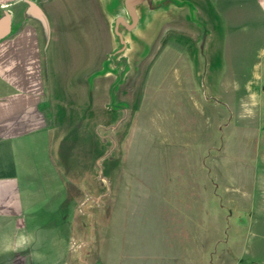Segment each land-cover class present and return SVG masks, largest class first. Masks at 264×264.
Masks as SVG:
<instances>
[{
  "label": "rangeland",
  "instance_id": "374dc122",
  "mask_svg": "<svg viewBox=\"0 0 264 264\" xmlns=\"http://www.w3.org/2000/svg\"><path fill=\"white\" fill-rule=\"evenodd\" d=\"M181 1L191 8L174 9L148 52L131 58L113 106L99 0H88V26L69 19L56 33V157L82 212L69 264H264V213L250 224L237 205L244 179L233 175L244 136L259 127L256 117L236 125L230 93L247 83L235 69L248 76L263 48L234 0ZM31 253L25 264L51 259Z\"/></svg>",
  "mask_w": 264,
  "mask_h": 264
},
{
  "label": "crops",
  "instance_id": "0c3cea01",
  "mask_svg": "<svg viewBox=\"0 0 264 264\" xmlns=\"http://www.w3.org/2000/svg\"><path fill=\"white\" fill-rule=\"evenodd\" d=\"M234 4L253 22L250 31L263 48L248 76L235 69L233 80L247 83L230 92L236 125L244 128V121L256 117L259 127L255 135L244 136V151L235 155L233 167L236 180L244 179L237 205L246 210L252 224L263 215L259 211L264 213V0H234ZM87 5L88 0H0V262L4 264H25L35 250L37 256L51 258L46 264H65L66 256L69 264L74 255L75 218H81V205L71 195L77 183L66 176L56 157L61 152L50 105L58 98L56 33L62 24L69 27V19L71 28L83 22L82 17L88 26ZM219 7L226 18L224 7ZM223 163L219 167L228 174L225 158Z\"/></svg>",
  "mask_w": 264,
  "mask_h": 264
},
{
  "label": "water",
  "instance_id": "95a60500",
  "mask_svg": "<svg viewBox=\"0 0 264 264\" xmlns=\"http://www.w3.org/2000/svg\"><path fill=\"white\" fill-rule=\"evenodd\" d=\"M114 6L122 14L116 16L110 26L113 50L103 64L101 75L115 74L117 80L111 89L112 106L115 103L116 90L123 82L130 66L131 58H141L149 50L162 23L174 9L191 8V4L181 0H113ZM151 16L161 17L145 38L141 39L138 52H133V43L137 32L147 24Z\"/></svg>",
  "mask_w": 264,
  "mask_h": 264
},
{
  "label": "bare ground",
  "instance_id": "6f19581e",
  "mask_svg": "<svg viewBox=\"0 0 264 264\" xmlns=\"http://www.w3.org/2000/svg\"><path fill=\"white\" fill-rule=\"evenodd\" d=\"M103 14L106 18L107 23L111 26L114 18L120 14H122L121 10H118L114 4H113V0H99ZM161 21V17H154L151 16V18H149V21L147 22V24H145L140 31L137 32V36L136 39L133 43V52H138V47L141 44V39L145 38L147 34L151 31V29ZM83 37V36H82ZM94 48V47H93ZM88 49V48H87ZM95 50V49H94ZM94 55V54H93ZM128 93L130 94V92L128 91ZM133 96V95H131ZM100 101V100H99ZM104 107V106H103Z\"/></svg>",
  "mask_w": 264,
  "mask_h": 264
}]
</instances>
